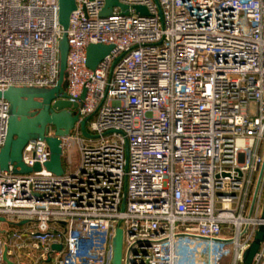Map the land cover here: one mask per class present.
I'll return each instance as SVG.
<instances>
[{
    "label": "built area",
    "instance_id": "2783aa9c",
    "mask_svg": "<svg viewBox=\"0 0 264 264\" xmlns=\"http://www.w3.org/2000/svg\"><path fill=\"white\" fill-rule=\"evenodd\" d=\"M117 1L128 15L75 0L66 94L98 138L62 139V177L40 141L23 154L40 172L0 171V264H111L118 228L129 264H242L264 225V0ZM59 11L0 0L1 91L57 86ZM92 45L113 47L94 71ZM10 111L0 100V150Z\"/></svg>",
    "mask_w": 264,
    "mask_h": 264
},
{
    "label": "water",
    "instance_id": "95a60500",
    "mask_svg": "<svg viewBox=\"0 0 264 264\" xmlns=\"http://www.w3.org/2000/svg\"><path fill=\"white\" fill-rule=\"evenodd\" d=\"M105 8L102 18L112 15L114 8H120L124 15L129 14V8L121 5L117 0H104ZM59 23L64 30L60 42V76L58 84L53 89L17 88L0 90V100H6L10 106V119L8 133L4 147L0 150V171L8 172L10 168L17 175H29L42 170L39 164L34 167L27 166L23 161V154L31 142H44L50 151V160L45 164V169L55 176L65 175L63 141L69 137L77 127L82 136L88 140H96L98 137L89 133L87 125L90 118L81 119L80 105L68 101L67 89V59L69 54L68 31L72 13L76 10L75 0H59ZM135 10L142 16H148L143 7ZM162 18V15H161ZM113 47L92 45L88 48L87 66L90 70H96L98 65L112 52ZM86 98L84 92L81 101ZM53 132V134H51ZM127 164L129 160V146L126 145ZM128 168V167H127ZM126 197V194H125ZM125 209V202L123 210ZM264 220V206L262 211ZM4 222V219H0ZM26 223L16 225L22 227ZM264 244V225H261L256 233L254 242L243 255L242 264H254ZM52 250L61 251L62 246H52ZM7 264H13L4 256ZM50 262V260H49ZM111 264H129V254L124 257V231L118 228L112 242Z\"/></svg>",
    "mask_w": 264,
    "mask_h": 264
},
{
    "label": "rangeland",
    "instance_id": "374dc122",
    "mask_svg": "<svg viewBox=\"0 0 264 264\" xmlns=\"http://www.w3.org/2000/svg\"><path fill=\"white\" fill-rule=\"evenodd\" d=\"M74 161H72L73 163H71V168L75 169V167L77 166V161H78V157L77 154L74 155ZM28 264H31L30 262Z\"/></svg>",
    "mask_w": 264,
    "mask_h": 264
},
{
    "label": "crops",
    "instance_id": "0c3cea01",
    "mask_svg": "<svg viewBox=\"0 0 264 264\" xmlns=\"http://www.w3.org/2000/svg\"><path fill=\"white\" fill-rule=\"evenodd\" d=\"M22 255V254H21ZM26 255V254H25ZM23 259L24 260V257L23 258H20V260ZM27 264L30 262L31 264H33L34 261H31V260H28L27 258L24 260Z\"/></svg>",
    "mask_w": 264,
    "mask_h": 264
}]
</instances>
